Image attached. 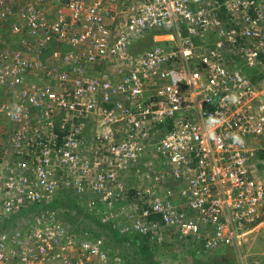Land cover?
Masks as SVG:
<instances>
[{
    "label": "built area",
    "instance_id": "1",
    "mask_svg": "<svg viewBox=\"0 0 264 264\" xmlns=\"http://www.w3.org/2000/svg\"><path fill=\"white\" fill-rule=\"evenodd\" d=\"M0 6L19 37V50L0 51V87L16 98L0 101V116L14 122L16 156L0 169V223L89 178L116 194L122 174L153 152L142 179L154 199L136 230L149 234L146 218L159 216L206 248L239 250L240 237L264 222V0ZM89 122L96 126L87 157ZM161 124L172 127L156 139ZM166 182L169 198L160 192ZM38 222L30 233H0V264H110L100 240ZM58 247L66 253L54 254Z\"/></svg>",
    "mask_w": 264,
    "mask_h": 264
},
{
    "label": "rangeland",
    "instance_id": "2",
    "mask_svg": "<svg viewBox=\"0 0 264 264\" xmlns=\"http://www.w3.org/2000/svg\"><path fill=\"white\" fill-rule=\"evenodd\" d=\"M146 42L149 44L148 40ZM4 49L19 50V37L11 33L7 20L0 21V51ZM29 79H33V76H29ZM7 99L16 103V98L14 101V97L0 87V101ZM13 125V120L8 116H0V169H4L5 162L16 159L10 146ZM95 126L94 123L93 128ZM169 126L170 124H161L155 132L156 139H160ZM91 144L92 137L88 138L87 146ZM93 150L94 147H89L87 152H84L85 156L92 155ZM152 154L153 152H147V155L138 161L141 164L122 174V184L116 187V194L96 190L95 179L89 178L81 188L72 186L60 190L52 203L29 206L20 216L16 214L11 221L4 224L2 222L0 233L13 232L19 227L30 233L39 226L38 221L41 226L57 223L77 240H100L101 251L107 254L110 264H238L241 256L248 264H264V222L247 230L240 237V251L230 247L206 248L199 242L179 236L159 216L146 218L148 223L154 224L150 235L136 230L133 225L143 219L141 210L154 199L146 196L144 190L147 182L142 179V163L150 160ZM168 183L163 184L160 189L165 198H169L167 192L165 193L166 187L171 186ZM136 188L140 189L136 191ZM186 215L194 217L191 213ZM137 237L140 238L139 242L135 240ZM9 240L8 247L17 248L15 238L10 236ZM139 243L149 245L147 254H142ZM62 252H65L63 247L53 251L54 254ZM79 253L77 255H81ZM17 259L14 258V263H18Z\"/></svg>",
    "mask_w": 264,
    "mask_h": 264
},
{
    "label": "trees",
    "instance_id": "3",
    "mask_svg": "<svg viewBox=\"0 0 264 264\" xmlns=\"http://www.w3.org/2000/svg\"><path fill=\"white\" fill-rule=\"evenodd\" d=\"M55 47V44H53L52 46H51V48H49V51H48V53L51 51V49H53ZM45 57H46V54L44 55ZM7 93H9V91H6ZM31 109H33V111H35L36 109H35V107H31ZM63 117V116H62ZM92 122H89L88 123V125L86 126V128H85V131H84V136L86 137V140H87V142H88V138H90V137H92V142H93V138H94V136H95V133L93 132V130H94V128H92ZM172 126H169V128H171ZM64 134H63V131L61 132V135H60V137H62ZM61 140H62V138H61ZM85 147V146H84ZM87 147V148H86ZM85 147V149L83 150V153L84 152H87V149L89 148V147H91V146H86ZM60 173H61V170H60ZM55 205H56V203H54ZM27 211V209H25V210H23V211H21V212H19V216H20V214L22 213V212H26ZM15 217V215H13L12 217H10V218H8V219H6L4 222H3V224L5 223V222H8V221H11L13 218ZM2 223H0V228L2 227V225H3ZM151 233H149L148 235H150ZM140 238L139 237H137L135 240H136V242H139L140 240H139ZM163 243H165V242H163ZM139 246H140V250L142 251V254H147L148 253V249H149V245L148 244H144V243H139ZM227 247H230V248H234L235 250H236V246H234V245H230V246H227ZM226 247V248H227Z\"/></svg>",
    "mask_w": 264,
    "mask_h": 264
},
{
    "label": "clouds",
    "instance_id": "4",
    "mask_svg": "<svg viewBox=\"0 0 264 264\" xmlns=\"http://www.w3.org/2000/svg\"><path fill=\"white\" fill-rule=\"evenodd\" d=\"M21 111V109L19 107H16L14 112H10L9 115L15 119L16 118V115ZM210 123H215L214 120H211L210 119ZM233 139L236 140L237 142H240V137L239 136H233Z\"/></svg>",
    "mask_w": 264,
    "mask_h": 264
},
{
    "label": "crops",
    "instance_id": "5",
    "mask_svg": "<svg viewBox=\"0 0 264 264\" xmlns=\"http://www.w3.org/2000/svg\"><path fill=\"white\" fill-rule=\"evenodd\" d=\"M147 40L149 41V44L147 46H150V45L152 46L154 44V41L151 38H148ZM144 47L145 46L143 44H141V45H139V48L138 49H143ZM92 128H93V126H92Z\"/></svg>",
    "mask_w": 264,
    "mask_h": 264
}]
</instances>
